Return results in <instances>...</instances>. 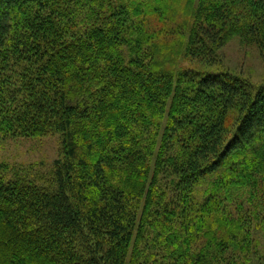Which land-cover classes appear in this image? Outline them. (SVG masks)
Returning a JSON list of instances; mask_svg holds the SVG:
<instances>
[{
    "label": "trees",
    "instance_id": "1",
    "mask_svg": "<svg viewBox=\"0 0 264 264\" xmlns=\"http://www.w3.org/2000/svg\"><path fill=\"white\" fill-rule=\"evenodd\" d=\"M232 36L264 59V0H0V136L61 152L0 161V264H251L264 82L177 64Z\"/></svg>",
    "mask_w": 264,
    "mask_h": 264
},
{
    "label": "rangeland",
    "instance_id": "2",
    "mask_svg": "<svg viewBox=\"0 0 264 264\" xmlns=\"http://www.w3.org/2000/svg\"><path fill=\"white\" fill-rule=\"evenodd\" d=\"M185 12L186 6H180ZM192 22V20H190ZM214 63L202 65L196 59L187 57L177 61L178 68L204 67L218 71H229L245 80L256 89L264 82V59L258 46L253 42L243 40L239 36L230 37L221 47H215ZM61 156L60 137L56 133L42 137H2L0 136V161L9 164L11 169L19 171L28 179L39 185H48L46 182L54 168V161ZM217 174L206 176L196 187V197L203 199L205 191L212 187ZM165 178L163 175L161 180ZM258 193L255 196L250 191H243L240 202L246 208L254 209L258 203L264 207V173L259 174ZM163 185V182H161ZM237 201V200H236ZM254 247L251 264H264V229L252 232Z\"/></svg>",
    "mask_w": 264,
    "mask_h": 264
}]
</instances>
